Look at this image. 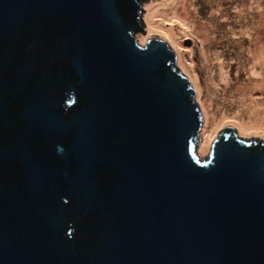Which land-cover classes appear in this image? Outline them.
<instances>
[{
    "label": "water",
    "instance_id": "obj_1",
    "mask_svg": "<svg viewBox=\"0 0 264 264\" xmlns=\"http://www.w3.org/2000/svg\"><path fill=\"white\" fill-rule=\"evenodd\" d=\"M140 29L142 0H0V264H264V140L195 153V91Z\"/></svg>",
    "mask_w": 264,
    "mask_h": 264
},
{
    "label": "rangeland",
    "instance_id": "obj_2",
    "mask_svg": "<svg viewBox=\"0 0 264 264\" xmlns=\"http://www.w3.org/2000/svg\"><path fill=\"white\" fill-rule=\"evenodd\" d=\"M163 1L142 0V29L134 34L138 46H143L148 40L154 38L169 41L163 33L167 28L177 33L179 46L176 48L171 44L178 61L176 66L189 78L202 116V124L196 138L195 153L209 157L212 145L220 132L224 130L225 124L236 127L241 138H243V132L238 128L235 120L230 118L218 128L208 125L202 102L211 96L208 94L209 91L204 90L198 95L190 75L196 74L202 87H205V74L212 76L216 82L217 90H212V92L215 91V95L208 107L209 113L213 115L212 120L220 118L223 113L236 110L238 104L236 98L242 94L241 89L249 90L248 98H252L255 103H264V62L256 65L259 76L256 78L250 76V71L255 66L254 53L257 49L264 51V0H186L187 2L176 6L169 3L171 4L170 15L174 9L177 12L186 13L185 17L188 18L190 27H183L175 21L168 20L169 15L165 19L159 17L153 19L156 24L164 25L163 29L149 31L145 19L148 8L153 5L157 6L156 4H161ZM202 23L207 24V37L199 39L194 34L199 31L198 24ZM178 50L182 52V62L190 69H184L180 65ZM204 51L208 56H212L213 52H218L220 58L213 60L211 57L208 59V66L203 65L202 52ZM221 62L226 76L225 82L219 81V63ZM254 79L261 80L263 86L251 87L254 85ZM231 97L234 99H230ZM212 120L210 119L211 122ZM244 134L264 140V133Z\"/></svg>",
    "mask_w": 264,
    "mask_h": 264
},
{
    "label": "bare ground",
    "instance_id": "obj_3",
    "mask_svg": "<svg viewBox=\"0 0 264 264\" xmlns=\"http://www.w3.org/2000/svg\"><path fill=\"white\" fill-rule=\"evenodd\" d=\"M187 2L186 0H164L161 4H156L157 6H151L150 8H148L147 14L145 16V19L147 21V25H148V29L149 31L153 30V29H163L164 25L162 24H156L155 21H153L154 18L159 17L162 19H165L167 17H169L170 15V11L171 9L169 8L171 6V4L173 5H178V4H182V3ZM171 3V4H169ZM215 10V9H213ZM186 13H181V12H177L176 9L173 10V12L171 13L170 17L168 18V20L170 21H175L177 22L179 25L183 26V27H190L188 18L185 17ZM206 23H202V24H198L199 27V31H197L194 35L197 36V38L202 39L203 37L206 38L207 37V24ZM180 28V27H178ZM195 29V26H194ZM164 35L168 38V40L171 42V44L174 47H178V42H177V38L176 35L177 33L175 31H172V29L167 28V30H165V32H163ZM184 33H187L184 31ZM191 33V32H190ZM178 53V57H179V63L182 67H184V69H190L187 65H185L182 62V52L181 51H177ZM203 54V60L204 63L203 65L208 66V59L212 57L213 60H217L219 57L218 52H213L212 56H208L206 55V52H202ZM264 62V51H261L260 49H257L256 52L254 53L253 56V63H254V69H252L250 71V76H253L254 78L259 76V73L256 70V65H261ZM220 67H219V81H226V76H225V72H224V67H223V63H219ZM188 71V70H187ZM208 71V70H207ZM189 72V71H188ZM191 76V80L192 83L196 89L197 94L199 95V93H202V90L204 91H209L208 94H210L209 98H207L206 100H204V102H202V107H204L205 109V119L206 122L209 123L208 125L213 126L215 128H218L220 125H222L226 119L230 118L232 120H235V122L237 123L238 128L243 132V133H264V103H259V102H254V100H252V98H248V91L247 89H241L242 90V94H240L237 98V107L236 110L233 112H229L226 114H222V116H220V118L212 120L213 115H211L208 111V107H209V103L212 101L213 96L215 95V91L212 92V90H217L215 87L216 82L213 80L212 76H209L207 74H205L204 77V84L205 87L201 86L198 81V77L196 74L190 75ZM254 85L251 87H260L263 86V82L259 79H254ZM250 87V88H251ZM249 88V89H250ZM212 92V93H211ZM233 97H231L230 99H232ZM234 99V98H233ZM229 114V115H227ZM210 119L212 120V122L210 121Z\"/></svg>",
    "mask_w": 264,
    "mask_h": 264
},
{
    "label": "trees",
    "instance_id": "obj_4",
    "mask_svg": "<svg viewBox=\"0 0 264 264\" xmlns=\"http://www.w3.org/2000/svg\"><path fill=\"white\" fill-rule=\"evenodd\" d=\"M139 13H140V9H139Z\"/></svg>",
    "mask_w": 264,
    "mask_h": 264
}]
</instances>
